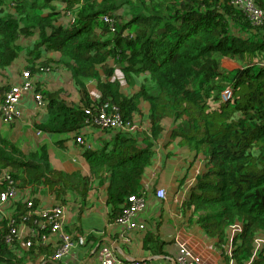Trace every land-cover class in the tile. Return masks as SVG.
Returning a JSON list of instances; mask_svg holds the SVG:
<instances>
[{
	"label": "trees",
	"instance_id": "16d2710c",
	"mask_svg": "<svg viewBox=\"0 0 264 264\" xmlns=\"http://www.w3.org/2000/svg\"><path fill=\"white\" fill-rule=\"evenodd\" d=\"M254 4L264 11V0ZM225 60L238 66L228 68ZM18 61L32 76L66 70L79 94L73 102L63 87L36 85L46 110L38 129L68 135L94 126L112 135L82 152L89 168L82 175L54 168L46 146L24 153L0 134V174L6 170L18 189L54 194L61 204L69 192L84 202L94 184L108 180L109 222H115L129 197L143 193V176L171 120L170 137L204 164L185 209L217 240L225 263L228 228L241 224L232 258L250 263L255 239L264 235V18L255 22L231 0H0V74ZM124 84L137 88L126 92ZM227 87L232 97L224 101ZM105 103L123 123L142 115L145 105L147 131L101 127L96 119ZM6 184L0 182V194ZM7 208L0 218V264L54 259L58 246L41 238L50 232L39 228V200ZM22 224L37 234L18 239L12 229ZM146 233L144 247L160 242ZM250 264H264V250Z\"/></svg>",
	"mask_w": 264,
	"mask_h": 264
},
{
	"label": "crops",
	"instance_id": "0c3cea01",
	"mask_svg": "<svg viewBox=\"0 0 264 264\" xmlns=\"http://www.w3.org/2000/svg\"><path fill=\"white\" fill-rule=\"evenodd\" d=\"M17 63H21L19 68H17L18 71V69L24 67V64L21 61ZM226 63L231 64L230 61L225 60L224 66H226ZM6 72L3 71L0 74V78L3 79L0 80V88L6 84L11 86L20 82V77L12 74L13 76L10 79H5L7 80L6 84H3L4 73ZM34 81L39 88L57 89L63 87L68 94L67 98L69 100L77 102L79 99L77 88L69 72L66 70L56 68L50 71L38 72L34 75ZM2 84L3 86H1ZM88 88L91 93H94L93 96L96 97V85L90 83ZM127 88L124 90L131 92V90L134 91L137 87L130 89L127 86ZM5 91H0V100L3 98ZM19 110L21 115L12 124L4 123L0 118L1 136L16 144L24 153L46 146L50 162L56 169L89 175L88 165L82 155L85 149L81 143L77 142L76 135L77 137H82L86 146L89 147L96 146L102 139H111L112 134H108L101 128L94 126L82 128L78 133L74 132L68 135L41 131L36 126L45 119L46 110L45 107H39L36 104L32 93L22 98ZM135 122L143 130H147L149 127L148 111L145 105H143V114L136 116ZM165 125L166 130L156 145L153 162L146 170L142 180L146 203L143 210L137 215V219L146 223L147 230L144 232L131 231L126 235L124 232L126 229L125 225L109 222L110 206L107 202V187L109 182L106 180L102 184H94L88 191L84 202L74 192L63 195L64 204L62 205H65L66 209L65 231L74 235L85 236L86 243L84 245L74 244L70 252L64 254L61 258L50 259L39 264H99L96 257V247L105 244L111 245L118 257L123 260L140 259L151 261L155 264H176L175 257L179 246L182 244L190 247L209 264H227V262H224L223 254L216 243V239H210L207 235L205 236V233L203 237H199L194 232L192 233L184 223L187 221L189 225L196 218L194 216L192 219L189 214L191 210L187 211L183 205L188 195L184 194V192H176L178 188L175 181L178 179L179 166L184 167L189 165L190 168L195 165L198 170H195L194 175L190 179V181L193 179L195 181L196 174L203 170L204 164L203 159H195V153L193 155L185 146H179L178 142L170 137V130L173 125L172 121L166 120ZM38 131H41V133L39 134ZM64 139H67L65 143L57 145L58 141ZM168 165L170 166L168 167ZM168 187L176 188L171 203H167L168 199L161 200L156 197L157 189L164 188L168 193ZM191 187L192 185L190 186L189 184L188 188ZM32 197H36L39 200L40 208H50L60 203V200L54 194L37 192L33 196L30 189L19 188L15 197L3 206L0 218L9 209L7 208L9 203L19 200L26 201ZM175 203L181 215L180 217L185 218L179 221V226L175 224L178 222L173 221L169 215L165 216L164 208L169 206V212H171V206ZM147 231L156 233L160 242L158 244L149 242L148 247H144ZM124 235L127 238H124ZM48 240L53 246H59L60 244L57 233H52Z\"/></svg>",
	"mask_w": 264,
	"mask_h": 264
},
{
	"label": "built area",
	"instance_id": "2783aa9c",
	"mask_svg": "<svg viewBox=\"0 0 264 264\" xmlns=\"http://www.w3.org/2000/svg\"><path fill=\"white\" fill-rule=\"evenodd\" d=\"M232 4L238 8H241L248 12L251 18L255 22H259L264 18V11L254 4V0H231ZM107 19V18H106ZM22 80L16 84H13L9 90L5 93L4 100L0 103V116L5 123H11L18 119L21 115L19 110V105L24 96L28 94H33L34 100L39 107L43 106V98L39 92L35 91L34 77L25 71L22 74ZM93 95V94H92ZM224 101H228L232 97V92L229 87L224 89L221 93ZM95 99V97H94ZM100 113L96 119V123L104 128L118 127L126 131H135L141 129L140 126L134 122L123 123L120 120L117 108H114L117 113L109 114L110 105L105 103L100 108ZM40 134V132H39ZM78 142L85 144L82 138H78ZM0 182H6L5 190L0 194V212L3 210V206L12 200L17 192V187L15 182L12 180L10 175L6 170H3L0 174ZM167 191L164 188H159L156 190V197L161 200L167 199ZM129 205L123 210L122 215L115 221L118 224L125 225V234L131 231L144 232L147 229L145 222L139 221L137 215L143 210L146 197L142 193L140 195H132L129 197ZM28 206H32V200H28ZM37 216L41 217L43 220L40 222L39 228L41 231L44 229L49 230L50 234L57 233L59 236V247L54 255L55 259L61 258L64 254L70 252L74 244L84 245L86 243V238L83 235H78L77 241L73 240V235L66 232L64 229V224L66 220V209L62 205H55L50 208H40L36 210ZM242 225L239 223L231 224L228 228L229 243L227 247V264H235L232 258L233 242L237 234L242 232ZM12 231L17 233V237L24 241V238L31 237L37 234V230L33 226L20 225L17 229L13 228ZM47 234H43L41 238L46 242L49 239ZM124 238H127L124 235ZM10 240V237L7 238ZM127 240V239H126ZM27 247L31 245V239L27 240L25 243ZM261 250H264V235H258L255 239V250L254 254L250 260V263L254 257L259 254ZM96 257L99 264H155L151 261L140 260V259H121L116 254L114 248L110 245H102L96 250ZM176 264H209L204 261L203 257L195 253L190 247L185 245H180L178 253L175 257ZM249 263V264H250Z\"/></svg>",
	"mask_w": 264,
	"mask_h": 264
},
{
	"label": "rangeland",
	"instance_id": "374dc122",
	"mask_svg": "<svg viewBox=\"0 0 264 264\" xmlns=\"http://www.w3.org/2000/svg\"><path fill=\"white\" fill-rule=\"evenodd\" d=\"M228 61H230L231 62V64L230 63H226V67H228V68H235V67H237L238 65L235 63V62H233L232 60H228ZM20 64L21 63H15L14 65H12L11 67H8V69H6L5 71H7L6 73H4L5 74V78H4V82H3V84H6V82H7V80H5V79H10L13 75L12 74H14V75H17V76H19L20 77V81L22 80V74L26 71L24 68H20V69H18V71H17V68H19V66H20ZM21 71V74H20V71ZM67 75H68V73H66ZM122 76V75H121ZM0 80H3V79H1L0 78ZM1 83V82H0ZM3 84L1 85V86H3ZM7 85V84H6ZM5 85V86H6ZM125 85V84H124ZM126 89H128L127 88V85H125L124 86ZM125 88H123V90L125 89ZM96 90V89H95ZM96 94H97V90H96V92H95ZM92 94H94V93H92ZM79 101V100H78ZM77 101V102H78ZM14 123V122H13ZM7 124H12V123H7ZM7 134V133H6ZM16 145V144H15ZM186 149H188L190 152H192V154L194 155V150L193 149H190V148H187L186 147ZM184 153H186V152H184ZM188 153V152H187ZM193 165V164H192ZM170 165H168V167H169ZM168 167H167V169H168ZM179 173H178V179L175 181V184H176V186H177V188H178V190H176V188L174 189L173 187H168L167 189H168V196H167V199H168V201H167V203H171V201H172V199H173V196H174V194H175V190H176V192L177 191H179L180 193L181 192H184V194H186V195H188V193L190 192V189L191 188H188V186H189V184H191V181H190V179L192 178V176L194 175V172H195V170H198L197 169V167H195V165L194 166H191L190 168H189V165H186V166H179ZM185 176V179H184V182H181V178L182 177H184ZM183 194V195H184ZM166 205H168V204H166ZM171 208H172V210H171V212L173 213H171V212H169V206H166L164 209H165V216H167V215H169V217L173 220V221H176V222H178V223H175L177 226H179V224H180V222L179 221H181V220H184L185 218H183V217H180L181 215L179 214V211H178V209L176 208V203L175 204H172V206H171ZM171 214V215H170ZM166 219V218H165ZM167 220V219H166ZM185 224H186V227H188V229L189 230H191L192 231V233L194 232L197 236H199V237H203L204 236V231H203V229L201 228V226L197 223V221H195V220H193L189 225H188V223H187V221H185L184 222ZM205 236H206V234H205ZM49 242V241H48Z\"/></svg>",
	"mask_w": 264,
	"mask_h": 264
},
{
	"label": "clouds",
	"instance_id": "9594fccd",
	"mask_svg": "<svg viewBox=\"0 0 264 264\" xmlns=\"http://www.w3.org/2000/svg\"><path fill=\"white\" fill-rule=\"evenodd\" d=\"M33 77H34V76H33ZM34 82H35V81H34ZM15 84H16V83H15ZM12 85H13V84H12ZM12 85H11V86H12ZM11 86H10V87H11ZM10 87H9V88H10ZM8 90H9V89H8ZM8 90H7V91H8ZM7 91H5V93H6ZM35 91H36V84H35ZM42 107H43V106H42ZM0 118H1V116H0ZM16 120H17V119H16ZM2 121H3V120H2ZM134 121H135V119L133 120V122H134ZM13 122H14V121H13ZM13 122H11V123H13ZM4 123H5V122H4ZM139 130H143V129L141 128V129H139ZM41 131H42V130H41ZM41 131H38V133H39V132L41 133ZM145 131H147V130H145ZM78 138H82V137H77V138H76L77 142H78ZM83 141H84V140H83ZM78 143H80V142H78ZM81 144H82V143H81ZM82 145L84 146V149L89 148V146H86V144H82ZM195 181H196V177H195ZM195 181H194V179L191 180V184H190V186L192 185V187H193L194 184H195ZM192 187H191V188H192ZM17 190H18V188H17ZM167 194H168V193H167ZM167 196H168V195H167ZM29 199L32 200V198H28L27 201H28ZM9 201H10V200H9ZM9 201H8V202H9ZM8 202H7V203H8ZM56 205H62V204L59 203V204H56ZM53 206H55V205H53ZM62 206L65 207V205H62ZM37 209H40V207L37 208ZM64 229H65V228H64ZM146 230H147V229H146ZM146 230H145V231H146ZM68 233H69V232H68ZM70 234H71V233H70ZM72 235H73V237H74V234H72ZM76 235H77V237H78V234H76ZM77 237L75 238L76 241H77ZM75 239L73 238L74 241H75ZM47 241H49V240H47ZM59 242H60V241H59ZM228 243H229V242H228ZM107 245H109V244H107ZM101 246H102V245H101ZM110 246H111V245H110ZM233 246H234V245H233ZM58 247H59V246H58ZM99 247H100V246L98 245V246L96 247V250H97V248H99ZM227 247H228V245H227ZM227 247H226V251H227ZM54 259H55V258H54Z\"/></svg>",
	"mask_w": 264,
	"mask_h": 264
},
{
	"label": "water",
	"instance_id": "95a60500",
	"mask_svg": "<svg viewBox=\"0 0 264 264\" xmlns=\"http://www.w3.org/2000/svg\"><path fill=\"white\" fill-rule=\"evenodd\" d=\"M110 241H112L110 238H108ZM83 264H85V263H83Z\"/></svg>",
	"mask_w": 264,
	"mask_h": 264
}]
</instances>
